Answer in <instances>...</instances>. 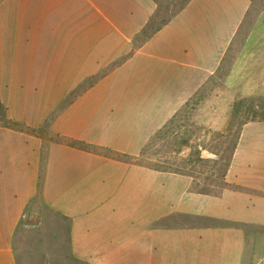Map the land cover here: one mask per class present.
Returning a JSON list of instances; mask_svg holds the SVG:
<instances>
[{
    "label": "crops",
    "instance_id": "obj_1",
    "mask_svg": "<svg viewBox=\"0 0 264 264\" xmlns=\"http://www.w3.org/2000/svg\"><path fill=\"white\" fill-rule=\"evenodd\" d=\"M256 1L189 0L149 31L160 0H0V264H19L25 229L54 218L87 264L264 253V119L242 127L216 196L134 160Z\"/></svg>",
    "mask_w": 264,
    "mask_h": 264
},
{
    "label": "rangeland",
    "instance_id": "obj_2",
    "mask_svg": "<svg viewBox=\"0 0 264 264\" xmlns=\"http://www.w3.org/2000/svg\"><path fill=\"white\" fill-rule=\"evenodd\" d=\"M186 0H160L151 29ZM0 109V114H1ZM264 119V0L248 12L215 74L145 148L135 163L186 175L195 191L219 195L242 127ZM38 220L25 229L19 264H87L71 258L64 223ZM247 264H264V253Z\"/></svg>",
    "mask_w": 264,
    "mask_h": 264
},
{
    "label": "trees",
    "instance_id": "obj_3",
    "mask_svg": "<svg viewBox=\"0 0 264 264\" xmlns=\"http://www.w3.org/2000/svg\"><path fill=\"white\" fill-rule=\"evenodd\" d=\"M189 0H186V2L185 3H183V5H181V7H183L187 2H188Z\"/></svg>",
    "mask_w": 264,
    "mask_h": 264
}]
</instances>
